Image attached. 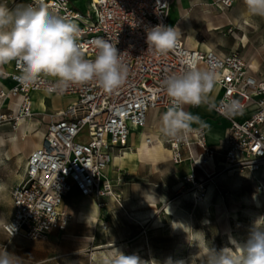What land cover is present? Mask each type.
<instances>
[{"label": "built area", "instance_id": "obj_1", "mask_svg": "<svg viewBox=\"0 0 264 264\" xmlns=\"http://www.w3.org/2000/svg\"><path fill=\"white\" fill-rule=\"evenodd\" d=\"M24 6L40 0H13ZM235 0H214L220 10L231 9ZM48 11L56 12L78 25V43L88 58L95 54L94 41L102 37L115 44L128 66L126 81L111 93L101 89L95 80L73 85L64 92L50 91L56 84L51 77L22 85L17 79L20 69L15 61L10 70L0 68V112L9 101L16 113H0V122L29 121L35 118L30 95L41 92L49 96L73 97L65 109L48 116L40 144L27 156L23 176L10 191L12 214L1 229L8 240L22 238L45 241L53 233H63L70 214L63 207L64 198L76 191L84 198H112V182L104 175L113 157L128 147L133 130L143 129L149 112L166 111L171 105L163 80L171 73H182L190 66L197 70H214L219 98L212 106L217 119L227 125L223 140V165L228 170L264 169V78L251 73L236 52L227 54L187 48L177 37L174 49L159 53L148 49L147 32L157 25H169L172 0H90L82 13L73 9L69 0H43ZM238 102L232 110L229 104ZM199 106L187 105L191 109ZM166 141L174 164L187 160L195 165L191 147L201 149L198 167L213 161L215 152L207 147L202 128ZM85 131L84 140H80ZM150 144V140L148 141ZM102 207L101 203L97 204ZM106 230L107 224H100ZM5 249L2 247L1 251Z\"/></svg>", "mask_w": 264, "mask_h": 264}, {"label": "rangeland", "instance_id": "obj_2", "mask_svg": "<svg viewBox=\"0 0 264 264\" xmlns=\"http://www.w3.org/2000/svg\"><path fill=\"white\" fill-rule=\"evenodd\" d=\"M12 1L0 0V3L9 8ZM86 1L89 6L90 0ZM188 9L186 17L180 16L183 14L180 9L176 17H169V24L173 20L177 37L187 48L194 49V43H198L224 54L236 52L253 75L264 76V17L250 15L244 0H237L225 15L200 3ZM85 12L86 9L82 13ZM200 13L214 17H200ZM208 23L220 29L208 31ZM33 99L37 101L38 109L34 107L33 113L38 123L0 122V251L3 246L7 251L15 242L8 240L1 229L11 214L10 191L20 182L28 151L40 143L38 133L43 132L46 118L51 115L41 113L39 104L45 107V102L47 111L51 112L68 102L39 96ZM0 113L14 115L16 108H6ZM163 113L162 110L149 113L146 126L133 130L132 135L138 140L141 131L147 137L161 140L169 150L166 141L170 137L161 132ZM85 134L84 131L80 140H84ZM137 140H132L117 155L119 163L109 170L114 199L111 202L94 199L103 205L100 216L110 217L109 228L102 230L97 222L88 224L94 223V218L82 217L77 211V219L87 223L75 224V243L58 233H51L45 241H21L13 248L20 264H105L115 249L156 264H166L169 259L173 264L180 261L206 264L205 243L216 250L232 247L236 242L243 244L258 220L257 226H264V191L261 190L264 171L228 170L222 155L216 153L212 164L198 167L202 151L196 146L191 147L195 165L187 160L185 149L178 164L169 156L162 163L152 164L134 155ZM144 195H153V202L144 199ZM150 206L154 207L153 213Z\"/></svg>", "mask_w": 264, "mask_h": 264}, {"label": "clouds", "instance_id": "obj_3", "mask_svg": "<svg viewBox=\"0 0 264 264\" xmlns=\"http://www.w3.org/2000/svg\"><path fill=\"white\" fill-rule=\"evenodd\" d=\"M244 4L250 15L264 17V0H244ZM80 31L74 22L48 11L43 0L14 10L0 6V65L15 61L20 69L17 79L22 85L51 77L56 84L50 91L62 93L73 85L95 80L105 92H113L128 75V66L122 59L124 53L99 37L94 41V57L88 58L78 43ZM146 42L148 49L166 53L176 46L177 31L157 25L147 32ZM216 83L214 70L202 71L191 66L182 73L166 75L163 87L171 105L161 117L162 134L180 139L195 131L193 124L203 127L200 118L185 111L184 106L209 103V94ZM229 107L236 110L238 102L232 101ZM258 221L243 244L236 242L232 247L216 250L205 243L206 264H264V226L258 227ZM0 264H17L16 257L4 249L0 251ZM105 264L156 262H146L137 255H125L115 249ZM166 264L173 262L169 259Z\"/></svg>", "mask_w": 264, "mask_h": 264}, {"label": "crops", "instance_id": "obj_4", "mask_svg": "<svg viewBox=\"0 0 264 264\" xmlns=\"http://www.w3.org/2000/svg\"><path fill=\"white\" fill-rule=\"evenodd\" d=\"M75 1H77V2H75ZM236 1L237 0H235L234 5H233V7L231 9L220 10L217 6L214 5V0H172L171 6H170V11H169V17H176L178 9H180L182 11V13H183V14H180V16L181 17H186V13L189 10L188 8L190 6L193 7L195 5H198L199 3L203 4V5H207V6L213 7V9L215 11H218L222 15H225L226 12L231 11L234 8V6L236 4ZM69 2H70V5L73 7V9H75L77 11H80V12H83L84 9H86V11H87L90 8V5L88 6V3H87L86 0H69ZM0 6H3V5L0 3ZM15 7H24V2L17 1L15 4H11V2H10L8 9H10V10L17 9ZM201 15H208L210 17H214L211 14L200 13L199 16L201 17ZM168 21H169V18H168ZM169 25H170V27H173V20L170 22ZM0 68H3L4 70L9 71L10 70V65H9V63H8V65L7 64L0 65ZM255 76L261 77V76H259L257 74ZM261 78H264V76H262ZM9 87H10V83L8 81H0V88H9ZM34 96H39L40 98H44V99H46V97H49V99L48 98L46 99V100H49V101H52V100L60 101L62 99H67L68 100V102L63 107L53 108L51 112L47 111L48 108H47L46 103L44 102L45 107L43 105V108L39 109V111L44 109L43 111H41V113H43L44 115L46 113L53 114V113H55L57 111L63 110L67 106H69L71 103L74 102V98L73 97H69V96H65V97L49 96V95H45L44 93L37 92V93H32L30 95L31 102H32V110H33L34 107L37 108V106H36L37 101L36 102L34 101V99H33ZM218 98H219V90H218V88L214 87L213 91L209 94V103L199 107L198 109H191L187 105H185L184 106V110L188 111V112H191L192 114L197 115L200 118V120L203 122L204 126L201 127L198 124H193L192 127L193 128H202L204 133H205V137H206L205 138V143H206L207 147L212 149L216 154H220V155L223 156V154H224V146H223L222 142H223V140H224V138L226 136L227 125L225 123L221 122L219 119H217L216 116L214 115L213 111H212V106L216 103ZM17 103H18V101H15V100L14 101H9L6 104V108H10V109L11 108H15V104H17ZM151 112H153V111H151ZM151 112H149V113H151ZM147 119H148V117H147ZM33 121L38 123V120H36V119H33ZM47 123H48V118H46V121L44 123V129H43V132L41 133V138H42V135L44 133L45 126H46ZM41 138H40V141H41ZM134 139L137 140V137L131 135L130 138H129L128 144H130L132 142V140H134ZM38 145L33 147V148H31L28 151V154L34 148L38 147ZM119 161H120V157L115 155L113 157V159H112L111 164L105 170L104 175L110 181H111V179H110V174H109V167L111 166V168L113 170V168L119 163ZM212 163L213 162H210L209 164H212ZM261 171H264V170H261ZM70 196H73L74 200L70 201L68 199ZM77 196H79L78 193L76 191H73L71 194L67 195L64 198L63 207L70 214L71 220H70L66 230L63 233H58L59 235H63L62 237L64 239L68 240V241L73 240L72 242H74V243H75V224L85 222V221H79L77 219V217H76V212L79 209H81V207L84 208L85 212L89 216L94 218V220H95L94 223H88V224H93L94 225L97 222L98 226L101 227L100 226L101 223H106L107 224V228H109L110 223H111L110 222V217L100 216L101 215L100 214L101 213L100 209L102 207H98L97 208V206L95 204L96 201L93 198H84V197H80L79 196L81 198L79 200V198H77ZM151 196L153 197V199L151 198ZM113 199H114V197H112V198H101L98 201L100 202L102 200V201H105V202H111ZM144 199H146L150 203H152L153 200H154V196L153 195H144ZM84 200H85V202H84ZM88 200L90 202H87ZM10 201H11V199H10ZM87 205H88V208H87ZM150 209H152L151 206H150ZM11 214H12V205H11ZM11 214H10V216H11ZM10 216L7 218V220L10 218ZM85 223H87V222H85ZM53 233H57V232H53ZM14 241H15L14 245H9L8 246L7 252L10 253V254H13L16 257L15 252H13V248L21 241H26V242H30V241L24 240L22 238L14 239ZM35 242H37V241H35ZM16 261H17V264H20V262H21V260L19 258H16ZM39 261L42 262L43 261L42 258L39 259Z\"/></svg>", "mask_w": 264, "mask_h": 264}, {"label": "bare ground", "instance_id": "obj_5", "mask_svg": "<svg viewBox=\"0 0 264 264\" xmlns=\"http://www.w3.org/2000/svg\"><path fill=\"white\" fill-rule=\"evenodd\" d=\"M206 26H207V30L208 31H214V30L220 29V27H217V26L213 25L212 23H208ZM193 47H194V49H198V50H200L202 52H209L210 51V48L208 46L199 45L198 43H196V44L194 43ZM39 105L41 106V108H43V104L42 103H40ZM41 111H43V110H41ZM138 133H140V134L138 136V140L136 142V145L134 146V151H135L134 155L139 160H146V161L151 162L152 164H157V163L164 162L165 158L167 156L170 157V151L163 147V145L160 142L161 140L159 141L157 139H152L151 136L147 137L144 134H142L141 131H138ZM38 134L41 136V132L38 133ZM203 138H204V141H205L206 137H205L204 131H203ZM149 140H150V144L148 143ZM109 170H112L111 166L109 167ZM260 170H264V169H260ZM254 180L257 181V179L255 177H254ZM261 190L264 191V187H262ZM151 198L153 199L152 196H151ZM84 202H85V200H84ZM95 204H96V206L98 208V205H97L96 202H95ZM151 208H152L151 209V213H153L154 212V207L151 206ZM78 213H79L80 216L90 219V216L85 212L84 208L81 207V209L78 210ZM182 222L186 223L185 221H182ZM106 247H113V245H106ZM117 250H119V249H117Z\"/></svg>", "mask_w": 264, "mask_h": 264}]
</instances>
